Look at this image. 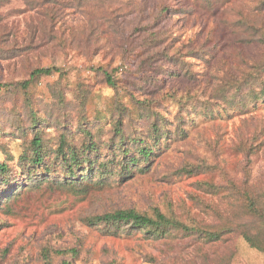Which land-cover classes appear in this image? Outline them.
<instances>
[{
    "label": "rangeland",
    "instance_id": "1",
    "mask_svg": "<svg viewBox=\"0 0 264 264\" xmlns=\"http://www.w3.org/2000/svg\"><path fill=\"white\" fill-rule=\"evenodd\" d=\"M248 1L254 3L245 4V0H134L137 10L126 11L118 19V35L110 33L106 36L91 33L82 13L49 6L61 16L65 33L78 35L81 39L79 45L70 43L56 47L47 44L27 56L1 59L0 79L8 81L35 66L65 68L67 75L62 78L54 75L40 80L32 94L35 101L52 102L53 90L62 92L70 103H75L78 96L84 94L88 117L103 130L109 128L113 106L118 101L134 119L140 120L139 111L130 97L139 101L144 98L158 100L165 94L174 93L180 98L189 89L197 104L212 103L218 92H223L225 85L217 82L225 80V74L233 70L235 55L239 54L245 60L256 57L260 51L256 41H240L224 22L237 19L238 14L246 15V6L253 8L260 2ZM164 7L170 10L155 18L157 10ZM37 16V9L31 10L27 0H0V24L13 27L9 38L18 44H24L32 36V25ZM136 28L141 31L136 33ZM158 31L172 33L168 45H165L169 46L173 41L171 54L178 49L183 54L188 48L200 46L210 51L208 62L197 61L195 78L157 76L153 68H169L170 63L157 61V66H149L144 61L140 52L147 48L145 41L149 34ZM123 37L128 38L129 44L125 52L117 55L116 45ZM90 67H101L110 73L116 87L110 88L103 75ZM216 73H220L217 78L213 76ZM145 76L162 78L160 86L155 87ZM19 102V97L3 93L0 110L6 112ZM257 106L252 107L247 115L216 113V117L208 121L204 118L187 121L184 126L188 130L179 128L182 133L174 135L147 173H137L123 182H115L111 177L108 185L99 188L43 185L29 192L22 190L0 209V264H45V250L50 252L51 264H62L64 260L71 264H154L145 258L146 253L159 262L162 259L159 252L164 246L125 233L118 237L107 235L97 229L94 218L118 209L149 213L151 208L167 203H172L175 209L182 202L190 207V195L202 194L197 185L206 179L216 183H222L225 178L249 179L251 182L263 179L264 136H258L256 130L258 125H264V104ZM166 107L168 110L161 108L160 113L168 119L169 128L174 131L178 129L172 124L177 107H171V103ZM254 135L255 141L252 140ZM240 139L253 141L254 148L259 144L257 153L250 158L244 157L238 147L243 143ZM203 164L211 169L205 171ZM184 168L189 173L173 174ZM169 174L171 177H166ZM233 242L236 257L232 264H264V253L251 248L242 238H235ZM70 248H77V258L53 254L54 250Z\"/></svg>",
    "mask_w": 264,
    "mask_h": 264
},
{
    "label": "trees",
    "instance_id": "2",
    "mask_svg": "<svg viewBox=\"0 0 264 264\" xmlns=\"http://www.w3.org/2000/svg\"><path fill=\"white\" fill-rule=\"evenodd\" d=\"M249 2L254 3L245 0V4ZM27 5L31 10L37 9L38 16L32 25L34 32L27 42L18 44L9 38L13 27L0 24V60L27 56L47 44L56 47L70 43L79 45L78 35L65 33L61 16L49 6L82 13L90 32L97 36L118 35V19L126 11L137 10L134 0H27ZM169 10L168 7L157 10L155 18ZM246 10V15L238 14L237 19L224 22L240 41H256L260 51L256 57L245 60L239 54L235 55L233 70L225 74V80L217 82L225 85L223 92H218L212 103L197 104L189 89L180 98L174 93L165 94L158 100L144 98L139 101L130 97L139 111L140 120L134 119L118 101L113 106L109 128L103 130L88 117L84 94L78 96L75 103H70L62 92L53 90L52 102L35 101L32 94L40 80L54 75L62 78L67 75L65 68L35 66L8 81L0 79V96L8 93L20 98L19 105L6 112L0 110V209L22 190L29 192L43 185L99 188L108 185L111 177L115 182H123L137 173H147L174 135L182 133L179 128L188 130L184 126L187 121L195 122L200 118L208 121L214 119L216 113L247 115L252 107L264 104V0L253 8L246 6ZM139 11H142L140 6ZM134 31L137 33L141 28ZM171 35L168 31L152 32L145 41L147 48H143L140 55L149 66H157V61L170 63L169 68H153L157 76L195 78L197 61L208 62L210 51L200 46L188 48L183 54L180 49L171 54L173 41L165 47ZM127 39L123 37L116 45L117 55L127 50ZM90 70L102 74L110 88L116 87L113 76L106 70L101 67H90ZM219 74L213 76L217 78ZM145 77L155 87L160 86L162 78ZM168 103L177 107L172 124L178 129L174 131L160 113ZM256 134L264 136V125L257 126ZM252 140H256L255 135ZM240 141L243 143L238 147L246 158L254 156L260 148L259 144L254 148V142L249 139ZM106 155L109 156L105 159ZM202 167L205 171L211 169L207 164ZM186 173L189 172L184 168L173 174ZM197 188L202 194L190 195V207L182 202L176 209L172 203H167L151 208L149 213L118 209L95 217L94 225L113 237L125 233L164 246L159 252L162 256L159 262L145 254V258L154 264H232L236 257L235 238H242L251 248L264 253V178L255 182L225 178L222 183L206 179L200 181ZM53 254L75 259L79 251L70 248L54 250ZM50 259V252L45 250V264H51ZM62 264L71 262L64 260Z\"/></svg>",
    "mask_w": 264,
    "mask_h": 264
}]
</instances>
